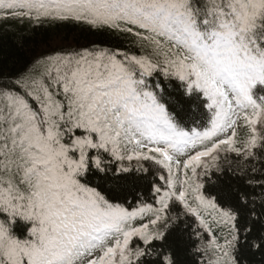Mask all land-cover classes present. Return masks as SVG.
Listing matches in <instances>:
<instances>
[{
  "label": "snow or ice",
  "instance_id": "6c2138e0",
  "mask_svg": "<svg viewBox=\"0 0 264 264\" xmlns=\"http://www.w3.org/2000/svg\"><path fill=\"white\" fill-rule=\"evenodd\" d=\"M0 9L37 21L140 30L135 34L155 56L54 51L43 72L0 85V264H176L174 253L163 250L173 199L210 236L205 251L213 258L206 264H245V249L264 251V199L257 205L238 190L209 198L197 179H211L209 160H219L222 146L246 159L257 148L264 152V0H0ZM153 73L202 94L208 126H180L158 100L162 85L147 88ZM241 121L249 132L243 148ZM109 158L152 160L166 169L168 190L155 188L160 207L129 210L89 186V173L117 185L127 178V167L109 171ZM174 169L184 175L179 190ZM149 212L154 218L134 225ZM17 218L29 224L26 238L11 231L9 221Z\"/></svg>",
  "mask_w": 264,
  "mask_h": 264
},
{
  "label": "trees",
  "instance_id": "16d2710c",
  "mask_svg": "<svg viewBox=\"0 0 264 264\" xmlns=\"http://www.w3.org/2000/svg\"><path fill=\"white\" fill-rule=\"evenodd\" d=\"M19 10L26 11V9ZM136 31L140 30L134 29L132 33H129L107 27L95 28L75 20L37 21L23 15L12 17L10 10L0 9V85L12 86L20 78L43 72L47 56L54 51L100 49L125 52L137 57L150 56L155 59L152 46L136 35ZM145 79L149 90H153L154 85L158 83L162 85L156 89L158 100L165 104L166 110L180 126L185 127L186 130L192 127L203 130L208 126L210 113L202 103V94H188L184 82L174 76H165L163 73H153ZM237 133V147L243 148V142L248 138L249 132L243 127L242 121L241 126L237 128ZM225 147L222 146V150L219 151L218 161L209 160L207 171L211 179L204 175L197 178L198 182L204 184L203 194L211 198L224 191L238 190L250 194L259 205L264 199V188L258 183L264 181V152L257 148L255 149L257 155L246 159L243 155L237 156L233 152L223 150ZM131 151L130 147L125 154H131ZM188 154L194 153L190 152L179 158L183 161ZM214 164L223 170L222 174L217 172ZM108 167L110 172L120 167H127L130 171L125 174L127 178L120 181L118 185L111 180H101L95 173H89L85 177V182L100 191L111 202L121 204L129 210L145 205H151L153 208L160 207L157 203L159 195L168 190L165 181L169 174L166 169L152 160L142 159L117 161L109 158ZM204 171L203 167L197 169L198 173ZM174 174L179 190L181 188L179 181L184 179V175L182 172L175 173V169ZM161 176H164L165 180H161ZM188 176L192 183L190 170H188ZM213 180L216 182L213 183ZM249 181H252L251 185ZM156 187L162 189L161 194L155 192ZM187 199L195 206L191 189ZM225 199L222 198L220 203L225 204ZM259 210L257 207V211ZM166 215L172 227L169 229L170 234L164 243L163 250L174 253L176 264H206L210 258H213L210 250L205 251L210 236L200 227L196 217L189 214L179 201L173 199L169 202ZM152 218H154L152 213H145L142 219L138 218L133 223L139 226L142 223H148ZM205 219H210V216H205ZM9 223L14 235L18 238L27 237L28 223L19 218ZM210 226L216 236L222 239V231L217 229L215 224ZM163 227L164 225L161 224L160 228L163 229ZM261 228L262 226L257 224L254 235L259 233ZM138 244L140 241L134 238L133 247ZM154 258V256L147 257L148 260ZM242 259L245 264H264V251L245 249Z\"/></svg>",
  "mask_w": 264,
  "mask_h": 264
},
{
  "label": "rangeland",
  "instance_id": "374dc122",
  "mask_svg": "<svg viewBox=\"0 0 264 264\" xmlns=\"http://www.w3.org/2000/svg\"><path fill=\"white\" fill-rule=\"evenodd\" d=\"M55 44L57 43V41L56 42H54Z\"/></svg>",
  "mask_w": 264,
  "mask_h": 264
}]
</instances>
